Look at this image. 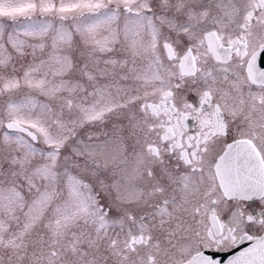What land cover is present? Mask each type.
Returning a JSON list of instances; mask_svg holds the SVG:
<instances>
[{
	"label": "snow or ice",
	"instance_id": "1",
	"mask_svg": "<svg viewBox=\"0 0 264 264\" xmlns=\"http://www.w3.org/2000/svg\"><path fill=\"white\" fill-rule=\"evenodd\" d=\"M264 0H0V264H264Z\"/></svg>",
	"mask_w": 264,
	"mask_h": 264
},
{
	"label": "flooded vegetation",
	"instance_id": "2",
	"mask_svg": "<svg viewBox=\"0 0 264 264\" xmlns=\"http://www.w3.org/2000/svg\"><path fill=\"white\" fill-rule=\"evenodd\" d=\"M262 66H264V60H262Z\"/></svg>",
	"mask_w": 264,
	"mask_h": 264
}]
</instances>
